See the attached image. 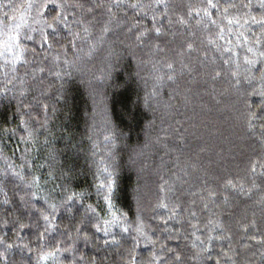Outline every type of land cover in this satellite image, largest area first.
<instances>
[{"label": "trees", "instance_id": "obj_1", "mask_svg": "<svg viewBox=\"0 0 264 264\" xmlns=\"http://www.w3.org/2000/svg\"><path fill=\"white\" fill-rule=\"evenodd\" d=\"M80 2L89 5L93 0ZM143 2L149 3L150 0ZM219 2L222 11L226 2L239 5L247 0ZM251 2V15L260 19L264 9L259 7V0ZM28 3L29 0H0V21H3L0 24V42L7 39L4 25L13 27L16 23H23L22 16L27 23H32L35 11L27 8ZM170 3L173 8L169 15L173 24L169 25L164 20V28L165 31L171 28L177 35L173 37L169 32L160 38L161 46L167 48L165 53L153 55L147 47H136L125 35L126 29H120L91 57L86 55L85 46L84 52L76 55L68 52L69 65L63 64L65 57L61 54L59 67H54L50 61L55 53H51L44 65L34 63L27 69L20 66L17 79L7 85L6 92V77L0 70V239L19 245L7 250L6 261L0 259V264H37L41 243L54 244L56 240L67 239L57 234L53 240L38 241L37 234L43 231V221H40L38 229L36 216L33 215L30 221L24 212L19 195H24L27 190L21 181L12 176L13 172H20L27 181L39 176L41 195H46L54 183H62L77 192L91 193L85 204L95 205L98 200L94 187L98 182L97 169H103L105 165L114 168L122 193L116 201L117 207L129 212L133 220L136 216V196L139 195L145 223L156 230L153 239L159 241L157 249L160 243L171 248L177 246L175 238L167 239L168 233L161 221L168 212L156 207L158 200L164 198L170 205L180 206L181 215L168 224L169 229L181 233L178 251H189L185 246H190L191 238L186 240L184 236L192 230L188 222L189 211H196L197 219L192 223H199L203 228L208 218L218 220L229 229L234 248L241 250L243 244L253 245L247 255L253 264H260L258 252L251 256L259 245L247 237L254 235L259 240L264 234V208L259 203L261 193L253 190L251 197L238 195L232 190L225 191L223 185L225 179H233L234 182L244 183L246 189L250 186L247 169L250 162L259 157V146L248 137L246 101L255 108L261 98L245 92L237 93L224 77L212 80L207 74L213 68L222 66L220 52L214 45L208 44L209 39H215L218 45L232 47L239 52L242 61L245 46L244 38L239 34L244 33L252 40V33L260 35V27L250 19L243 27L235 24L228 26L226 20L221 21L214 15L217 23L225 27V39L220 40L214 26L209 32L198 26L195 19L190 21V28L175 23L179 14L187 18L188 4L200 5L206 0H170ZM48 11L51 15V9ZM248 11L245 8L229 9L230 16L242 18H247L244 13ZM13 16L15 21L11 19ZM143 23L151 26L150 18ZM228 27H231V33L227 31ZM227 40H231V45L226 43ZM185 42H192L194 51L188 53L186 47L182 49ZM182 50L184 54L178 55ZM161 59H174L178 70L181 61L196 70L191 73L185 70L175 83L167 80L160 82L155 79L158 73L153 64ZM201 61L204 67L200 66ZM41 66L45 67L43 73L39 71ZM48 68H52L53 72L60 71L62 79L50 74ZM26 70L28 75H25ZM33 70L37 80L32 79ZM40 77H43V84L39 82ZM21 80L25 83L22 84ZM254 87L258 91L259 83ZM42 89L48 93L42 99L48 103L49 110L46 122L39 108L32 110L33 114L39 112L40 120L45 122L44 128L34 125L39 132L33 138L19 127L23 107L20 101L35 103L33 98L39 96ZM25 90L27 94L21 96L20 93ZM251 91L248 88V92ZM60 94L62 98L57 101L56 97ZM50 174L56 177L55 181L49 179ZM165 181L175 185L173 191H159V186ZM257 182H260L259 178ZM14 184H21V189H16ZM209 188L215 189L212 197L206 191ZM5 193L10 200L7 205L3 204ZM225 195L230 197L227 205L223 203ZM26 199L31 197L26 196ZM100 202L102 204V199ZM42 203V200L35 202L36 207H41ZM205 203L208 204L207 209L204 208ZM18 218L32 226L21 231ZM69 219V214L61 210L57 221L61 231L68 226ZM253 221L255 228L251 227ZM245 225L249 226L247 233L243 231ZM228 243L227 240L223 242L225 248ZM76 247L77 259L82 254L88 264L93 257H96L97 264H101V258L106 254L108 258L102 264H119L120 257L106 249L102 239L97 245L95 237L87 244L81 238ZM0 252H4L3 245H0ZM137 254L141 264H147L152 251L141 241ZM58 257L57 264L60 261L69 264L71 259L67 253L58 254ZM41 264H53V261L50 259Z\"/></svg>", "mask_w": 264, "mask_h": 264}, {"label": "snow or ice", "instance_id": "obj_2", "mask_svg": "<svg viewBox=\"0 0 264 264\" xmlns=\"http://www.w3.org/2000/svg\"><path fill=\"white\" fill-rule=\"evenodd\" d=\"M7 7L14 6L7 5ZM186 7L187 18L184 14H179L175 23L190 28V21L195 19L198 26L209 32L214 26L217 29L216 36L220 40L225 39V27L217 23V19L213 18L214 15L218 16L221 21L226 20L228 26L235 24L243 27L249 23L250 19L260 27V35L257 36L252 33L254 36L252 40H249L244 33L239 34V36H243L245 46L242 61L239 52L234 51L232 47L218 45L215 39H209L208 44L214 45L220 52L222 66L213 68L207 74L211 76L212 80L224 77L237 93L245 92L247 95H259L261 98L255 108L253 104L246 101L245 123L248 137L259 146V157L252 160L247 169L250 186L246 189L244 183L225 179L223 187L225 191L232 190L238 195L249 197H251L253 190H259L261 193L259 203L264 208V14L261 15L260 19L251 15L253 7L251 0L239 5L226 2L222 11L219 0H206V3L188 4ZM259 7L264 9V0H259ZM27 8L35 11V15L31 18V24L27 23L22 16L21 21L23 23H16L13 27L4 25L7 29V39L0 42V61H2L0 62V70L4 72L6 77L5 92L8 90L7 85L12 84V81L17 79L16 73L20 66L27 69V66L34 63L44 65L45 62L49 61L51 53H55L51 56L50 61L54 67H59L61 54L65 57L63 64L69 65L68 52L72 51L76 55L84 52L85 46H87L86 55L91 57L110 39L113 33L120 29H126L125 35L136 47H147L153 55L167 51L166 46L162 47L159 42L162 36L168 35L169 32L173 37L177 35L171 28L167 31L164 28V20H167L169 25L173 24L172 17L169 15L173 8L170 0H150L149 3H144L143 0H93L89 5L81 3L80 0H29ZM240 8L249 9L248 12L244 13V17L247 18L230 16L229 9ZM49 9H51V15ZM97 10L101 11L98 12ZM129 11L132 13L131 16H129ZM5 16L7 17L8 14L5 13ZM149 18L151 26L143 23ZM11 19L15 21L16 18L13 16ZM242 19L243 24H241ZM0 24H3V21H0ZM227 31L231 33V27H228ZM226 43L231 45V40H227ZM185 47L188 53L194 51L192 42H185L181 46L182 49ZM183 54V50L178 53L181 56ZM225 54H227L226 58ZM29 55L31 59H29ZM200 66L204 67L203 61L200 62ZM153 68L158 73L155 76L157 81L167 80L173 83L176 82L178 76L184 74L185 70L189 73L196 70L193 66L184 64L182 61L178 70L174 59L158 60L153 64ZM39 71L43 73L45 67L41 66ZM47 71L58 79H62L60 71L53 72L52 68H48ZM28 74L26 70L25 75ZM9 75L11 78H7ZM32 79L37 80L35 70H33ZM39 82L43 84V77L39 78ZM21 83L23 84L25 81L21 80ZM256 83L260 85L258 91L254 87ZM61 87H63L62 84ZM248 88L252 89L250 93ZM26 94L27 90L20 93L21 96ZM47 94V91L42 89L39 96L33 98L35 103L24 104L23 101H20L23 107L19 127L29 137L34 138L39 132V128L45 127L49 105L42 97ZM61 98L62 94L56 97L57 101ZM34 108H39L44 113L45 122L40 120L39 112L33 114ZM34 125H39V128L34 127ZM20 139L23 141L24 137L21 136ZM44 143L47 144L48 141L45 140ZM258 167L259 173H257ZM12 176L21 181L27 190L24 195H19V201L29 220L31 221L35 215V224L38 229L40 221H43V231H38L37 234L38 241L53 240L57 234L67 237L66 240H56L54 244L41 243L38 248L37 264L50 259L53 264H57L58 254L61 253L71 255L69 264H88L82 254L77 259L76 244L81 238L87 244L93 237H95L97 245L102 239L103 246L120 257L119 264H141L137 254L141 241L152 251L147 264H253L251 257L247 255L248 250L253 247L252 244H243L241 250H237L232 246V237L228 234L229 229L218 220L208 218L203 228L200 227L199 223H192V220L197 219L196 211H189L188 222L192 230L184 236L186 240L191 238L190 246H185L189 248V251H178L181 233L169 229L168 224L170 220L177 219L181 215L180 206L179 204L170 205L164 198L158 200L156 207L168 212L167 217H162L161 221L164 225V231L168 233L167 239L175 238L177 246L171 248L167 244L160 243V247L157 249L156 246L159 241L153 239L156 230L145 223L139 195L136 196L137 208L134 220L130 218L129 212L122 211L120 207H117L116 201L120 199L122 193L119 189L115 170L109 165H105L103 169H97L96 179L98 182L94 187L98 200L95 205L85 204V200L91 195L89 192H77L62 183H54L53 188L48 190L46 195H41L39 176H33L31 181H27L20 172H13ZM5 178L7 179V173H5ZM258 178L259 183L257 182ZM49 179L55 181L56 177L50 174ZM14 187L21 189V184H14ZM174 188L175 185H169L165 181L159 186V191L161 193L171 192ZM57 189H59V193H57ZM206 191H208L209 197L215 195V189L209 188ZM26 196H30L31 199H26ZM41 200L42 206L36 207L35 202ZM9 203L10 200L5 193L3 204ZM223 203L229 204L230 197L225 195ZM204 208H208L207 203L204 204ZM61 210L68 213L70 217L69 224L63 231L60 230V225L57 223ZM17 223L21 231L25 227L32 226L31 223L27 225L22 223L19 218ZM248 227V225L244 226L243 231L245 233L248 232ZM251 227L255 228L254 221ZM73 232L75 233L74 236ZM247 238L256 241V244L259 245L256 252L251 253V256H255L258 252L260 264H264V234L259 240L254 235ZM226 240L229 243L225 248L223 242ZM0 245L4 246V252H0V259L5 261L7 250L19 247V245L6 243L3 239H0ZM24 247L29 246L24 245ZM46 248L51 250H46ZM29 251H31L30 248ZM241 257L243 259H240ZM107 258V254L101 258V264ZM59 264H63V262L60 261ZM91 264H97L96 257L92 258Z\"/></svg>", "mask_w": 264, "mask_h": 264}]
</instances>
